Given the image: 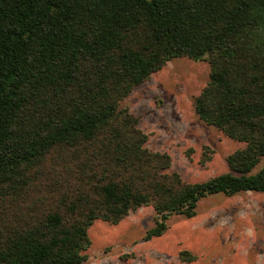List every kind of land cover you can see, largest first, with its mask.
I'll return each instance as SVG.
<instances>
[{
    "label": "trees",
    "instance_id": "obj_1",
    "mask_svg": "<svg viewBox=\"0 0 264 264\" xmlns=\"http://www.w3.org/2000/svg\"><path fill=\"white\" fill-rule=\"evenodd\" d=\"M174 58L207 59L194 112L244 144L202 183L120 107ZM242 192L264 193V0H0V264H80L97 220L151 206L150 240Z\"/></svg>",
    "mask_w": 264,
    "mask_h": 264
},
{
    "label": "rangeland",
    "instance_id": "obj_2",
    "mask_svg": "<svg viewBox=\"0 0 264 264\" xmlns=\"http://www.w3.org/2000/svg\"><path fill=\"white\" fill-rule=\"evenodd\" d=\"M209 74L206 58H174L120 103L138 119L145 147L167 154L169 171L188 183L229 172L227 156L244 147L194 112ZM155 224L151 206L130 211L117 224L95 221L80 264H264V193L207 196L197 203L195 216L172 215L161 236L145 240ZM181 252L193 260L183 261Z\"/></svg>",
    "mask_w": 264,
    "mask_h": 264
}]
</instances>
